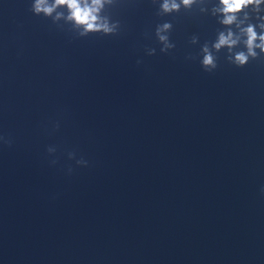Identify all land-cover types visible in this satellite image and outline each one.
<instances>
[{
    "label": "clouds",
    "instance_id": "9594fccd",
    "mask_svg": "<svg viewBox=\"0 0 264 264\" xmlns=\"http://www.w3.org/2000/svg\"><path fill=\"white\" fill-rule=\"evenodd\" d=\"M115 2L116 0H32L30 10L34 15L51 18L53 23L61 27L59 22L64 21L81 37L93 33L115 35L120 27L119 21H113L106 14V9ZM207 2L208 0H153L159 6L157 15L160 16L177 13L181 8L190 10L194 5H201L199 10L207 12L208 9L202 6ZM211 15L218 18L224 30L218 32L211 47L207 43L201 47L200 63L206 72L211 73L217 68L215 53L221 49H227L226 59L237 67H244L250 60L264 57V0H218L211 8ZM253 17L256 23L252 22ZM172 27L170 22H164L157 24L155 28V37L162 45V53L175 47L169 38ZM190 43L197 44L198 37L193 36ZM241 45L242 50L236 51ZM146 52L150 56L155 55L156 49L148 48ZM0 140L11 143L3 137ZM54 151V148L48 149L49 153ZM73 156L74 153H69L70 158ZM77 164L86 165L87 161L80 159ZM261 191L264 192V188Z\"/></svg>",
    "mask_w": 264,
    "mask_h": 264
}]
</instances>
